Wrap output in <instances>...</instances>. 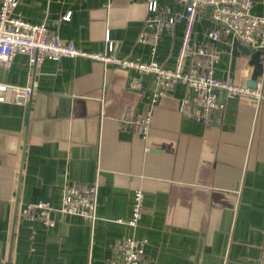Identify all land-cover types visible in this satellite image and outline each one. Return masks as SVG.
<instances>
[{"label":"crops","instance_id":"crops-1","mask_svg":"<svg viewBox=\"0 0 264 264\" xmlns=\"http://www.w3.org/2000/svg\"><path fill=\"white\" fill-rule=\"evenodd\" d=\"M153 1L170 15L183 11L174 0ZM253 3L262 15L264 0ZM14 14L86 53L165 69L174 67L183 32V24L163 32L154 52L137 43L148 15L140 0H17ZM213 29L205 11L193 40L208 44ZM233 42H210L220 54L214 75L246 85L249 56ZM138 78L143 86L132 90ZM0 81L33 89L25 106L0 103V264H121L128 237L146 241L148 264H264V60L262 101L217 92L224 110L208 125L182 115L183 85L152 105L150 77L89 58L45 60L31 71L16 55ZM149 109L142 140L123 120ZM96 181L94 223L53 211L46 226L18 215L38 201L57 209L65 185ZM135 189L144 207L131 228Z\"/></svg>","mask_w":264,"mask_h":264},{"label":"built area","instance_id":"built-area-1","mask_svg":"<svg viewBox=\"0 0 264 264\" xmlns=\"http://www.w3.org/2000/svg\"><path fill=\"white\" fill-rule=\"evenodd\" d=\"M146 3L148 15L143 21L137 36V43L151 47L152 52L159 42L161 34L183 24L178 53L172 69H165L155 61L139 63L126 59H117L105 52L86 53L60 38L58 34L49 35L44 24H31L14 14L17 0H0V69H8L16 55L27 57L31 71L45 60L56 61L60 58H89L105 64H112L123 69H134L140 75L150 77L155 93L151 104L163 96L166 91L180 84L186 89V97L181 103L183 116L208 125L222 114L224 102L217 92L225 96L252 99L260 103L263 99L261 88L247 87L231 78H219L214 75L219 52L210 46L221 38L236 40L249 48L264 52V12L252 13L253 0H174L183 11L175 15L168 14L153 0H140ZM208 12L214 29L206 34L207 43H196L193 31L199 15ZM67 18V15H66ZM141 79L130 83L132 90H140ZM33 94L31 85L15 86L0 81V103H12L25 106ZM151 109L141 115L125 113L123 126L138 132L145 140L151 124ZM98 183H69L64 186L59 208L54 209L49 203L38 201L22 207L18 215L29 221H41L52 226L51 213L56 211L61 216L75 215L88 218L91 223L97 219ZM144 194L141 189L132 193L131 215L125 223L136 228L143 214ZM120 222V221H118ZM146 241H137L128 237L120 245L121 264H148L144 259ZM264 263V249L261 254Z\"/></svg>","mask_w":264,"mask_h":264},{"label":"water","instance_id":"water-1","mask_svg":"<svg viewBox=\"0 0 264 264\" xmlns=\"http://www.w3.org/2000/svg\"><path fill=\"white\" fill-rule=\"evenodd\" d=\"M233 43L234 52L239 50L242 54L249 56V65L252 67V70L250 79L247 81L246 86L255 88L257 85V79L261 77L263 73L264 52L249 48L248 46L240 44L236 40H234Z\"/></svg>","mask_w":264,"mask_h":264}]
</instances>
